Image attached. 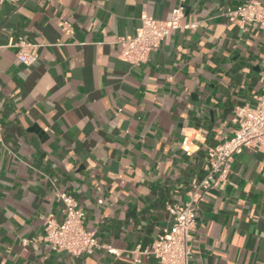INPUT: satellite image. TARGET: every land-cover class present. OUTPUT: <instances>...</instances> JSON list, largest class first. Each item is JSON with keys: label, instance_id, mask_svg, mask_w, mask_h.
Returning a JSON list of instances; mask_svg holds the SVG:
<instances>
[{"label": "crops", "instance_id": "1", "mask_svg": "<svg viewBox=\"0 0 264 264\" xmlns=\"http://www.w3.org/2000/svg\"><path fill=\"white\" fill-rule=\"evenodd\" d=\"M245 1L0 3V264H159L151 248L174 224L169 207L189 200L209 148L264 93V28L222 15ZM178 6L195 27L172 31L147 63L120 58L116 35ZM20 40L36 64L18 60ZM58 192L85 211L92 253L42 239L46 218L64 217ZM192 233L190 264H264L263 152L230 159Z\"/></svg>", "mask_w": 264, "mask_h": 264}, {"label": "built area", "instance_id": "2", "mask_svg": "<svg viewBox=\"0 0 264 264\" xmlns=\"http://www.w3.org/2000/svg\"><path fill=\"white\" fill-rule=\"evenodd\" d=\"M18 1L0 0V3ZM222 15L230 22L237 23L243 31L253 25L264 28V0H246L235 7L227 6ZM183 16L181 6L173 8L164 20L144 12L140 26L133 34L116 35L112 43L119 48L121 59L134 65L147 63L172 31L195 27V24H183ZM18 44V60L28 66L36 64L38 56L28 51L29 44L23 40ZM237 117L239 126L234 133L209 148L210 168L203 179L193 181L189 200L184 205L169 207L174 224L157 236L151 248L159 264H190L194 238L192 232L196 228L203 195L226 178L230 170V159L235 154L246 149L264 153V93L258 97L255 107L239 108ZM186 142L187 139L184 145ZM184 149L188 151L187 147ZM58 197L64 204V217L61 220L47 217L42 239L55 250L74 256L92 253L97 246V238L85 226V211L70 194L58 192Z\"/></svg>", "mask_w": 264, "mask_h": 264}]
</instances>
